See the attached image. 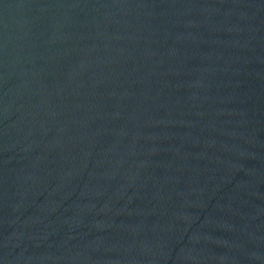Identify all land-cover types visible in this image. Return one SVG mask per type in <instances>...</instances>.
<instances>
[{
  "label": "water",
  "instance_id": "95a60500",
  "mask_svg": "<svg viewBox=\"0 0 264 264\" xmlns=\"http://www.w3.org/2000/svg\"><path fill=\"white\" fill-rule=\"evenodd\" d=\"M0 264H264V0H0Z\"/></svg>",
  "mask_w": 264,
  "mask_h": 264
}]
</instances>
